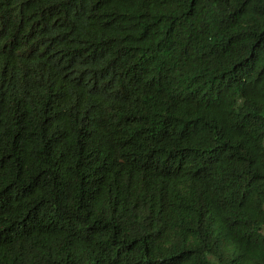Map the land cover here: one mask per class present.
I'll return each mask as SVG.
<instances>
[{
  "label": "trees",
  "instance_id": "16d2710c",
  "mask_svg": "<svg viewBox=\"0 0 264 264\" xmlns=\"http://www.w3.org/2000/svg\"><path fill=\"white\" fill-rule=\"evenodd\" d=\"M0 264H264V0H0Z\"/></svg>",
  "mask_w": 264,
  "mask_h": 264
}]
</instances>
